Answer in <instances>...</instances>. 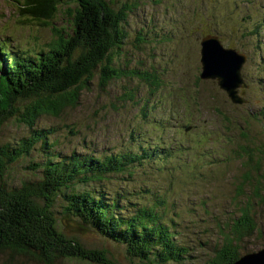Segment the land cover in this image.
<instances>
[{"label": "rangeland", "instance_id": "obj_1", "mask_svg": "<svg viewBox=\"0 0 264 264\" xmlns=\"http://www.w3.org/2000/svg\"><path fill=\"white\" fill-rule=\"evenodd\" d=\"M114 1L120 2L121 6L125 2L130 6V13L122 24L125 42L113 52L115 64L122 69L146 71L155 76L159 85L150 86L143 80L125 78L114 80L101 89L96 77L82 92L77 107L67 108L59 118L41 116L38 125L55 129L56 153L69 154L76 150L100 156L111 149L140 151L147 146L146 150H153V160L134 164L130 174H112L104 182L76 188L95 195L104 194L124 204L123 196H115L121 192L127 194L130 205L147 204L152 200L148 194L151 189L152 195L161 194L169 203L161 210L164 209L166 217L174 218L176 222L173 230L177 233V241L189 248L187 259L169 264H208L209 252L220 239V222L226 221L229 214L237 210L234 196L240 177L236 176L243 169L239 160H226L233 157L237 143H245L242 133L251 145L264 144V116L253 117L251 125L247 126L244 123L246 109L233 111L238 105L233 104L214 81L199 78L200 40L212 32L219 36L223 45L247 56L242 67V75L248 84L244 96L249 103L246 108H261L264 113V0ZM15 6L13 0H0V35L11 36V42H17L18 46L35 48L37 44L43 45L51 36L52 27L60 29L69 19L60 8L48 21L50 26H44L20 18ZM60 13L64 18L57 16ZM138 34L144 36L143 40L137 41ZM194 98L199 105L194 103ZM146 100L147 106H144ZM215 107L225 117L219 116ZM223 119L229 121V131ZM189 124L193 128L184 132V127ZM196 124L210 134L200 136ZM221 125L228 131L223 128V139L215 134ZM25 131L10 119L2 127L0 141ZM142 133L145 142L138 138ZM197 136H200L199 140L205 138L204 144L193 142ZM169 149L179 152L163 159L160 151ZM41 151L42 148H35L32 157L14 164V173L10 177H22L20 170L28 173L24 167L27 163L45 161L47 157ZM178 157L195 165L177 170L175 167L181 164ZM40 173L36 170V176ZM253 205L260 232L258 239L256 234L247 239L246 247L242 246L240 251L242 254L264 247V201L258 203L253 199ZM60 206L61 201H56L54 210L59 212ZM59 217L64 232L78 235L89 248H105L118 264H159L156 260L132 258L125 244L108 240L97 232L76 233L79 230L77 222L66 220L63 215ZM64 264L87 263L72 259Z\"/></svg>", "mask_w": 264, "mask_h": 264}, {"label": "trees", "instance_id": "obj_2", "mask_svg": "<svg viewBox=\"0 0 264 264\" xmlns=\"http://www.w3.org/2000/svg\"><path fill=\"white\" fill-rule=\"evenodd\" d=\"M13 1L19 17L32 23L37 21L50 26L48 21L60 8L69 19L60 29L52 27L51 36L35 48L18 46L17 42H11V36H0V133L10 119L26 130L0 141V264H64L72 259L87 264H118L105 248H89L78 235L64 232L59 223L60 215L78 223L80 231L76 233L97 232L108 240L125 244L132 258L156 260L159 264L187 259L189 248L177 241V233L173 230L176 222L174 218L166 217L164 209L161 210L169 204L161 194L152 195L151 189L148 194L152 200L147 204L130 202V205L127 194L121 192L115 196H123L124 204L104 194L95 195L89 190L76 188L104 182L112 174H130L134 164L145 159L153 160V150H146L147 146L140 151L111 149L100 156L76 150L69 154L56 153L55 129L38 125L41 116L59 118L67 108L77 107L82 92L96 77L101 89L114 80L125 78L143 80L150 86L159 85L154 75L138 69L127 70V66L122 69L113 60V52L125 42L126 32L122 24L130 13L129 3L121 6L114 0ZM61 13L57 16H62ZM143 38L138 34L136 39L141 41ZM193 100L199 105L196 98ZM248 104L231 105L235 112L246 109L244 123L250 126L253 117L264 116V113L261 108L247 109ZM214 111L225 117L217 107ZM222 121L229 131V121ZM195 128L200 136L210 134L200 124ZM223 128L221 125L215 132L222 139L224 130L228 132ZM242 135L245 143H237L233 157L226 160H239L243 169L236 176L242 180L237 182L234 196L237 210H233L226 221L220 222V239L209 252L208 264L234 262L242 255L240 251L242 246L246 247L247 239L255 234L257 239L259 236L253 199L258 203L264 201V144L251 145L246 134ZM200 136L193 138V142L204 144L205 138L199 140ZM138 138L145 142L143 133ZM35 148H42L47 159L25 164L29 172L20 170L22 177L11 178L14 164L32 157ZM160 152L163 159H169L179 150ZM180 162L179 168L175 169L195 165L184 158ZM36 170L41 171L37 176ZM58 200L61 201L59 212L54 210Z\"/></svg>", "mask_w": 264, "mask_h": 264}, {"label": "water", "instance_id": "obj_3", "mask_svg": "<svg viewBox=\"0 0 264 264\" xmlns=\"http://www.w3.org/2000/svg\"><path fill=\"white\" fill-rule=\"evenodd\" d=\"M244 53L224 46L215 34H206L200 40V78L215 80L234 104H243L248 85L242 76V67L246 63ZM230 264H264V248L242 254Z\"/></svg>", "mask_w": 264, "mask_h": 264}, {"label": "bare ground", "instance_id": "obj_4", "mask_svg": "<svg viewBox=\"0 0 264 264\" xmlns=\"http://www.w3.org/2000/svg\"><path fill=\"white\" fill-rule=\"evenodd\" d=\"M233 48V47H232ZM241 72H242V70H241ZM243 106V105H242ZM138 125H140V124H138ZM142 125V124H141ZM132 126V125H131ZM130 127V126H129ZM133 127V126H132ZM140 127V126H139ZM145 128V127H144ZM131 129V128H130ZM77 152V151H76ZM83 153V152H82ZM110 154V153H109ZM92 155V154H91ZM210 166V165H209ZM169 197V196H168ZM171 198V197H170ZM165 201V200H164ZM260 249V248H259Z\"/></svg>", "mask_w": 264, "mask_h": 264}]
</instances>
